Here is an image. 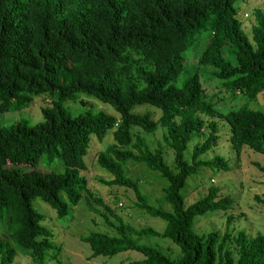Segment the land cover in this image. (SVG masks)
I'll list each match as a JSON object with an SVG mask.
<instances>
[{
	"label": "trees",
	"instance_id": "obj_1",
	"mask_svg": "<svg viewBox=\"0 0 264 264\" xmlns=\"http://www.w3.org/2000/svg\"><path fill=\"white\" fill-rule=\"evenodd\" d=\"M236 13V0H0V111L28 106L42 92L51 99L42 106L40 121L0 123V264H19L18 251L38 264L57 256L52 230L42 222L44 213L33 206L34 198L55 208L59 217L82 198L95 211L91 199L106 205L80 170L87 166L91 139H102L109 128L114 140L96 158L112 175L105 182L132 188L134 205L166 225L161 231L136 227L116 214L117 222L108 220L116 232L82 235L90 257L136 249L143 257L128 264H264V234L233 233L230 214L222 234L193 229L195 215L229 208L231 195L211 185L186 205L181 191L186 177L200 167L230 168L219 153L200 156L218 142L215 119L208 120L209 131L194 144L190 159L184 156L193 133L205 125L203 113L227 120L237 154L244 144L264 153V109L248 103L264 91V11L255 10L251 38ZM203 30L209 38L197 63L211 66L213 76L246 98L224 113L213 107L198 70L178 80ZM78 92L111 104L117 114L90 107L72 113L65 103ZM141 103L160 108L159 117L132 110ZM159 124L165 144L174 150L176 170L165 161L161 142L151 147L143 134ZM54 157L65 164L63 171L47 169L45 159ZM127 162L141 163L167 180L159 199L170 209L149 202L140 177L127 172ZM255 197L264 207V197ZM144 233L170 237L180 254L171 256L133 236Z\"/></svg>",
	"mask_w": 264,
	"mask_h": 264
},
{
	"label": "rangeland",
	"instance_id": "obj_2",
	"mask_svg": "<svg viewBox=\"0 0 264 264\" xmlns=\"http://www.w3.org/2000/svg\"><path fill=\"white\" fill-rule=\"evenodd\" d=\"M236 5V16L240 19L242 28L251 38L252 25L255 22V10L260 8L264 11V0H236ZM208 38L207 30H203L197 36V41L187 57L185 68L178 80L180 82L193 70H198L207 97L214 101L213 107L217 112L224 113L238 107L246 98L243 97L241 91L228 89L220 78L213 76L211 66H203L197 63L196 56L198 57ZM50 103L51 99L46 95V92L38 93L34 95L33 103L28 106L0 111V123L7 125L21 118H27L31 123L40 121L42 119V106L50 105ZM248 103L250 107L264 109V91L258 93L256 98ZM65 106L72 113L90 107L93 111L104 110L111 114H117L111 104L83 92H78L75 100H67ZM132 110L150 111L154 118H158L161 113L160 108L149 103L136 104ZM202 117L205 125L200 132L193 133L184 149V156L190 159L194 144L201 142L209 131L208 120L215 119L218 124V142L211 149L201 153L200 156L210 157L219 153L228 158L230 168L200 167L197 172L188 175L181 189L184 203L188 205L198 199L208 191L211 185L218 186L222 194L231 195L232 202L227 209L209 210L206 213L195 215L193 229L198 233L217 229L222 234L225 230L227 215L230 214L232 216L230 227L233 233L243 229L248 237L257 233L264 234V207L262 202L255 197L256 194L264 197V169L261 168V166L264 167V153L244 144L237 154L229 139L230 125L227 120L220 115L206 113H203ZM164 130L165 128L159 124L154 132H143V134L151 147L156 146L159 141L161 142L165 161L173 170H176L174 150L165 144L162 137ZM113 140L112 128L107 129L104 137L100 140L93 137L84 156L87 166L80 170L86 175L94 195L100 197L106 205H101L96 200L91 199L98 208L95 211L89 207L87 200L82 198L75 205L69 207L66 216L59 217L56 209L41 198L36 197L32 200L33 206L44 213L42 222L52 230V240L57 244L56 249H58L55 258L46 260L42 264H52L56 261L63 264H128L131 260L143 257V253L136 249H125L112 255L98 254L90 257V245L81 238L82 235L91 230L116 232V229L108 221L117 222L116 214L136 227L151 226L160 231L164 229L165 219L151 215L134 205L136 196L132 188L105 182L112 175L97 162V152ZM45 163L47 169L56 171L65 169V164L59 157H54L49 161L45 159ZM125 167L130 175L140 177V188L147 194L150 203L165 209L171 208L168 202H162L159 199L162 194V186L167 184L164 177H160L153 170H148L141 163L127 162ZM133 236L139 242L157 245L171 256L180 254L179 245L170 237L145 233L133 234ZM229 247L233 250V255L236 256V246L233 241L229 242ZM14 260L19 264H38L29 254L19 251Z\"/></svg>",
	"mask_w": 264,
	"mask_h": 264
},
{
	"label": "built area",
	"instance_id": "obj_3",
	"mask_svg": "<svg viewBox=\"0 0 264 264\" xmlns=\"http://www.w3.org/2000/svg\"><path fill=\"white\" fill-rule=\"evenodd\" d=\"M246 14V13H245Z\"/></svg>",
	"mask_w": 264,
	"mask_h": 264
}]
</instances>
